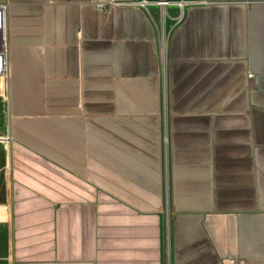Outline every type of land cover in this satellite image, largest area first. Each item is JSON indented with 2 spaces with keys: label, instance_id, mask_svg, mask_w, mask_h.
Returning a JSON list of instances; mask_svg holds the SVG:
<instances>
[{
  "label": "crops",
  "instance_id": "0c3cea01",
  "mask_svg": "<svg viewBox=\"0 0 264 264\" xmlns=\"http://www.w3.org/2000/svg\"><path fill=\"white\" fill-rule=\"evenodd\" d=\"M138 1L0 0V264H264V0Z\"/></svg>",
  "mask_w": 264,
  "mask_h": 264
},
{
  "label": "built area",
  "instance_id": "2783aa9c",
  "mask_svg": "<svg viewBox=\"0 0 264 264\" xmlns=\"http://www.w3.org/2000/svg\"><path fill=\"white\" fill-rule=\"evenodd\" d=\"M149 0H139L137 4L142 7H147L149 4L157 6V8L162 9L166 7L167 0H155L153 3L149 2ZM157 2V4H155ZM185 5V1L179 0L176 2V6L179 9H182ZM181 16V10H180ZM180 16L178 20L180 19ZM177 20V21H178ZM167 38L166 32L163 30H159L158 40L160 44L163 45ZM8 51H9V42H8V32H7V23H6V5L0 4V77H6L8 75ZM251 75L249 74V77ZM6 141L8 138L5 139Z\"/></svg>",
  "mask_w": 264,
  "mask_h": 264
},
{
  "label": "rangeland",
  "instance_id": "374dc122",
  "mask_svg": "<svg viewBox=\"0 0 264 264\" xmlns=\"http://www.w3.org/2000/svg\"><path fill=\"white\" fill-rule=\"evenodd\" d=\"M177 2V1H176ZM176 2H174V5H175V7H177L176 6ZM171 3V2H170ZM173 4V3H172ZM171 4V5H172ZM178 8V7H177ZM153 9V8H152ZM164 9L165 10H163V8L162 9H159V8H157V9H154V11H155V13L157 14V15H159L160 17V20H161V22H162V30L164 31V32H166V34L168 35L169 34V31L171 30V28L173 27V25L176 23V21L178 20V18H179V16H180V11H176V12H174L173 14H169V12L166 10L167 9V6L166 7H164ZM164 11V12H163ZM166 12V18L165 17H163V13H165ZM167 20H168V25L166 24L167 23Z\"/></svg>",
  "mask_w": 264,
  "mask_h": 264
},
{
  "label": "bare ground",
  "instance_id": "6f19581e",
  "mask_svg": "<svg viewBox=\"0 0 264 264\" xmlns=\"http://www.w3.org/2000/svg\"><path fill=\"white\" fill-rule=\"evenodd\" d=\"M149 2H150V1H148V3H149ZM151 3H153V2H151ZM155 4H157V2H155ZM167 4H168V5H171L172 3H170V2L167 0ZM168 5H167V6H168Z\"/></svg>",
  "mask_w": 264,
  "mask_h": 264
}]
</instances>
